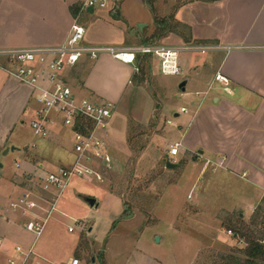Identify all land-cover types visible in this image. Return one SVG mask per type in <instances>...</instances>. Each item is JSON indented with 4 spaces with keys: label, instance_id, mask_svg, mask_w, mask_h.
I'll list each match as a JSON object with an SVG mask.
<instances>
[{
    "label": "crops",
    "instance_id": "0c3cea01",
    "mask_svg": "<svg viewBox=\"0 0 264 264\" xmlns=\"http://www.w3.org/2000/svg\"><path fill=\"white\" fill-rule=\"evenodd\" d=\"M86 1L0 0V49L60 46L68 39L75 19L79 23L81 19L84 21L85 45L125 49L155 45L183 49L177 61L182 71L179 76L190 73L182 80L187 84L180 98L186 103L179 109L173 103L169 120L173 125L167 123L171 135L183 142L174 162L185 159L191 170L199 166L201 174L220 164L212 173L231 175L243 191L239 192L240 199L232 203L234 207L226 210L240 211L242 220L252 219L256 205L264 198V0H170L172 7L175 6L170 14L165 13L166 6L160 7L158 0L153 3L155 14L146 0H111L106 9L74 12L73 9ZM155 17L167 22L163 34L158 33ZM203 46L210 50L207 57L195 59L188 54L193 47ZM229 46L236 48L225 50ZM151 59L150 55H138L133 64H127L106 55L97 60L85 57L66 69L64 79L82 100L113 103L114 115L127 95L138 92L140 87L136 82L145 73L154 75ZM211 65V72L207 73ZM218 75L227 78L230 93L216 82ZM188 86L192 91L186 92ZM148 98L145 107L151 111L154 102ZM33 102V89L0 68V143L18 123H24L27 115L31 120L34 118L37 107H32ZM182 108L188 112L182 113ZM58 128L53 130L51 138L42 139L39 154L52 159L39 164L42 178L45 177L44 163L54 168L56 164H72L75 158L73 148H69V145L72 147L70 133ZM106 142L107 148L126 147V139L125 143L119 142L112 134H107ZM2 145L5 147L4 142ZM32 147L37 149L36 144ZM165 158L173 160L168 154ZM14 215L10 209L0 208V233L12 226L14 230L9 236L21 243L11 248L6 242L0 253V264L16 256L17 246L35 254L30 255L26 264H68L72 259L87 264L83 257H75L79 242H75L65 260L49 262L46 251H34V242L31 244L26 233L18 231L25 229V222L35 217L42 220L45 216L30 214L21 224ZM25 232L32 234L26 229Z\"/></svg>",
    "mask_w": 264,
    "mask_h": 264
},
{
    "label": "rangeland",
    "instance_id": "374dc122",
    "mask_svg": "<svg viewBox=\"0 0 264 264\" xmlns=\"http://www.w3.org/2000/svg\"><path fill=\"white\" fill-rule=\"evenodd\" d=\"M158 2L160 7L166 6V14L175 9L170 0ZM80 24L84 26L83 19ZM193 49L188 54L195 59L210 54L206 46ZM150 56L154 75L145 73L140 77L141 81L136 82L140 87L138 92L127 95L118 104L108 125V135L112 134L122 143L126 139V147L108 146L110 167L99 162L92 164L102 182L96 177L74 176L58 196L37 239L25 229H18L26 233L31 244L34 242V251H46L49 262L69 257L75 242H79L75 257H83L87 264L92 261L95 264H228L227 257L239 255L238 251L245 247L242 240L227 230L239 223L241 212L227 211L240 199L242 189L238 180L220 171L213 174L217 166L201 174L199 166L191 170L185 159H178L176 163L165 158L171 145L177 142L167 125L172 117L171 106L174 103L179 109L186 103L180 98L183 92L178 86L190 73L164 75L161 59L154 54ZM211 67L206 69L207 73ZM190 91L192 88L188 86L186 92ZM146 98L154 102L151 111L146 110ZM32 107H37L34 102ZM30 122L27 115L23 124L18 123L3 136L1 142L5 147L0 143V208L9 209L11 202L27 194L37 204L30 213L10 210L21 224L30 214L46 217L58 194L44 188L38 166L52 159L40 156L44 140L34 136ZM14 146L16 150L12 151ZM69 148H73V143ZM6 149L9 151L4 154ZM167 162L175 167L168 168ZM70 165L56 164L52 168L44 163L42 172L46 175L48 169L53 172L58 166ZM89 199L95 200L98 206L92 207ZM123 213L126 216L121 218ZM254 213L259 217L253 229L264 239V198ZM242 221L248 225L251 219ZM13 230L9 226L0 233V253L7 243L11 248L21 244L18 238L9 236Z\"/></svg>",
    "mask_w": 264,
    "mask_h": 264
},
{
    "label": "built area",
    "instance_id": "2783aa9c",
    "mask_svg": "<svg viewBox=\"0 0 264 264\" xmlns=\"http://www.w3.org/2000/svg\"><path fill=\"white\" fill-rule=\"evenodd\" d=\"M111 0H87L79 7L80 11L87 8L106 9ZM85 28L75 19L71 26L68 39L60 46L32 49H0V68L10 77L33 89V99L37 106L35 116L30 122L34 136L42 139L52 137L53 130L60 127L70 133L73 143L75 159L68 167L57 168L47 172L43 178L44 188L58 192L51 203L47 216L39 220L37 217L24 223V228L36 238L42 233L46 218L55 208L60 193L68 186L74 177L91 178L102 182L96 174L92 164L102 163L110 167L111 157L108 153L106 138L110 119L115 106L111 102H95L82 100L77 97L73 89L64 79L67 68L74 67L82 58L97 60L101 56L133 64L138 55H156L161 59V70L165 75L179 76L182 74L178 66L179 48H166L155 45H142L132 49L114 46H89L84 44ZM236 47H226L231 51ZM203 48L201 50H204ZM4 63V64H3ZM216 82L230 93L227 78L218 75ZM187 113L186 108L181 109ZM169 125H173L168 121ZM183 148L182 141L173 143L168 156L173 160ZM220 166V164H216ZM16 167H20L17 163ZM30 195H22L9 204L12 211L23 210L31 212L37 208L36 202ZM81 225V223H79ZM83 225V224H82ZM81 225V227H82ZM72 231V228L69 229ZM15 257L9 258L5 264H26L32 251L25 252L20 246L15 248ZM68 264H79L78 259H72Z\"/></svg>",
    "mask_w": 264,
    "mask_h": 264
},
{
    "label": "trees",
    "instance_id": "16d2710c",
    "mask_svg": "<svg viewBox=\"0 0 264 264\" xmlns=\"http://www.w3.org/2000/svg\"><path fill=\"white\" fill-rule=\"evenodd\" d=\"M155 0H146V3L151 8V11L155 14L153 3ZM74 12L78 11L79 8L73 9ZM155 22L159 28V34H163L164 28H167L166 20H161L155 17ZM126 215L123 213L121 218ZM258 213H255L248 225H246L239 216V223L236 226H230L227 230L231 231L235 238H239L245 243V247L238 251L239 255H230L227 257L228 264H264V239L263 235L258 237L254 231L256 225V219Z\"/></svg>",
    "mask_w": 264,
    "mask_h": 264
},
{
    "label": "water",
    "instance_id": "95a60500",
    "mask_svg": "<svg viewBox=\"0 0 264 264\" xmlns=\"http://www.w3.org/2000/svg\"><path fill=\"white\" fill-rule=\"evenodd\" d=\"M92 10H93V9L90 8V11H92ZM186 84H187L186 81H182V82L179 84V89H180L182 92H185ZM11 150L13 151V150H15V148L12 147ZM8 151H9V150L6 149V151L4 152V154H6ZM200 153H201V152H200ZM1 167H2V165L0 164V168H1ZM167 167H168V168H174L175 165L172 164L171 162H167ZM88 203H89L92 207H97V206H98V204L96 203V201L93 200V199H89V200H88ZM156 241H157V242L159 241V238H158V237H156Z\"/></svg>",
    "mask_w": 264,
    "mask_h": 264
}]
</instances>
